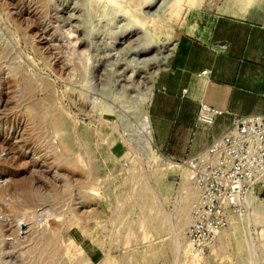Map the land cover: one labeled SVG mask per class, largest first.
<instances>
[{"label":"rangeland","instance_id":"374dc122","mask_svg":"<svg viewBox=\"0 0 264 264\" xmlns=\"http://www.w3.org/2000/svg\"><path fill=\"white\" fill-rule=\"evenodd\" d=\"M235 3L0 0V264H264V178L204 256L172 229L226 114L164 145L151 122L177 39Z\"/></svg>","mask_w":264,"mask_h":264},{"label":"crops","instance_id":"0c3cea01","mask_svg":"<svg viewBox=\"0 0 264 264\" xmlns=\"http://www.w3.org/2000/svg\"><path fill=\"white\" fill-rule=\"evenodd\" d=\"M239 2L230 15L213 16L205 26L196 23L192 33L177 39L151 104L159 144L166 143L171 128H194L203 104L224 111L229 123L234 116L264 114V0ZM204 70L207 74L200 75Z\"/></svg>","mask_w":264,"mask_h":264},{"label":"built area","instance_id":"2783aa9c","mask_svg":"<svg viewBox=\"0 0 264 264\" xmlns=\"http://www.w3.org/2000/svg\"><path fill=\"white\" fill-rule=\"evenodd\" d=\"M206 74L207 70L200 73ZM224 114L203 104L197 123L210 127ZM183 165L196 193L185 231L187 250L191 257L200 258L232 217L245 211L252 190L264 177V114L232 117L219 137Z\"/></svg>","mask_w":264,"mask_h":264},{"label":"bare ground","instance_id":"6f19581e","mask_svg":"<svg viewBox=\"0 0 264 264\" xmlns=\"http://www.w3.org/2000/svg\"><path fill=\"white\" fill-rule=\"evenodd\" d=\"M141 125H142V134L144 135V137L146 138V142L149 143V139L152 135V130H151V124H150V120H149V116L146 112H143L142 114V119H141ZM185 168V167H184ZM186 169V168H185ZM264 178V177H263ZM262 178V179H263ZM261 179V180H262ZM190 183V182H189ZM191 185V184H190ZM19 190L22 191L23 193L25 194H29V193H32L30 187H28L27 185H19ZM190 195V194H189ZM192 195V194H191ZM250 197V196H249ZM189 199V198H188ZM191 204V203H190ZM190 207L191 205L189 206V203L185 204L182 208L183 211H181V213H179V222L177 223V225H174L172 227V229L175 231V230H179L180 232L185 230V228H187L188 226V217H189V211H190ZM231 223V221H230ZM172 230V231H173ZM185 238L184 240L180 243V248H183V243L184 245H186V242H185Z\"/></svg>","mask_w":264,"mask_h":264}]
</instances>
